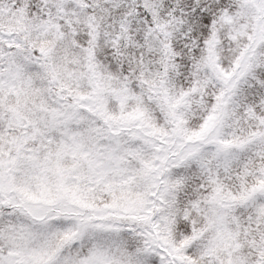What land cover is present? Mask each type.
<instances>
[{"label":"snow or ice","instance_id":"1","mask_svg":"<svg viewBox=\"0 0 264 264\" xmlns=\"http://www.w3.org/2000/svg\"><path fill=\"white\" fill-rule=\"evenodd\" d=\"M0 264H264V0H0Z\"/></svg>","mask_w":264,"mask_h":264}]
</instances>
